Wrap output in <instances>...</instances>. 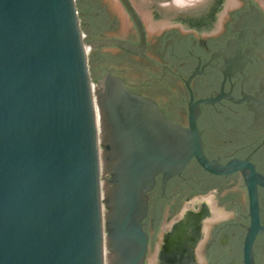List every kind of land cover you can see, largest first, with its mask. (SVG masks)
<instances>
[{
	"label": "water",
	"instance_id": "1",
	"mask_svg": "<svg viewBox=\"0 0 264 264\" xmlns=\"http://www.w3.org/2000/svg\"><path fill=\"white\" fill-rule=\"evenodd\" d=\"M88 52L76 0H0V264H104V234L108 264H144L159 173L193 158L215 174L255 173L210 160L195 121H172L121 78L106 74L97 90ZM258 230L255 215L245 264Z\"/></svg>",
	"mask_w": 264,
	"mask_h": 264
},
{
	"label": "flooded vegetation",
	"instance_id": "2",
	"mask_svg": "<svg viewBox=\"0 0 264 264\" xmlns=\"http://www.w3.org/2000/svg\"><path fill=\"white\" fill-rule=\"evenodd\" d=\"M76 3L97 90L106 74L121 78L172 121H195L210 160L255 171L215 174L193 158L167 180L159 173L144 264H245L255 215L254 264H264V0H215L198 23L165 20L140 0Z\"/></svg>",
	"mask_w": 264,
	"mask_h": 264
},
{
	"label": "rangeland",
	"instance_id": "3",
	"mask_svg": "<svg viewBox=\"0 0 264 264\" xmlns=\"http://www.w3.org/2000/svg\"><path fill=\"white\" fill-rule=\"evenodd\" d=\"M215 0H140L141 9L161 15L165 20H185L198 23L208 13ZM208 16V15H207ZM101 152L103 146L101 145ZM102 181L105 178L102 177ZM106 212V207L104 209ZM106 232V230H105ZM107 235V234H105Z\"/></svg>",
	"mask_w": 264,
	"mask_h": 264
},
{
	"label": "bare ground",
	"instance_id": "4",
	"mask_svg": "<svg viewBox=\"0 0 264 264\" xmlns=\"http://www.w3.org/2000/svg\"><path fill=\"white\" fill-rule=\"evenodd\" d=\"M95 114H96V123H97V134H98V141L101 142V133H100V122H99V116H98V110H97V104L95 100ZM100 167H101V172H102V152L100 156ZM104 183L105 181L101 182V196L103 197L105 194V188H104ZM105 211L103 209V219H105ZM107 236L104 234L103 236V259H104V264H108L107 261V254H108V248H107Z\"/></svg>",
	"mask_w": 264,
	"mask_h": 264
}]
</instances>
